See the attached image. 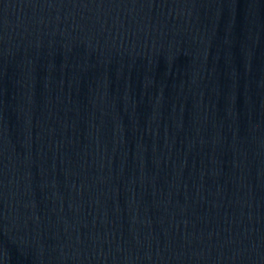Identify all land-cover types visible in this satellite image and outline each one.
<instances>
[{"label": "water", "instance_id": "1", "mask_svg": "<svg viewBox=\"0 0 264 264\" xmlns=\"http://www.w3.org/2000/svg\"><path fill=\"white\" fill-rule=\"evenodd\" d=\"M0 264H264V0H0Z\"/></svg>", "mask_w": 264, "mask_h": 264}]
</instances>
